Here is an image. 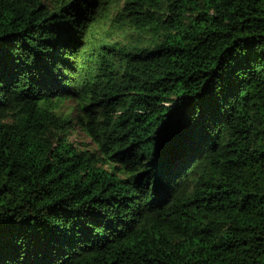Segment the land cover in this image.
I'll return each instance as SVG.
<instances>
[{"label": "trees", "instance_id": "16d2710c", "mask_svg": "<svg viewBox=\"0 0 264 264\" xmlns=\"http://www.w3.org/2000/svg\"><path fill=\"white\" fill-rule=\"evenodd\" d=\"M118 1L0 0V264H264V0Z\"/></svg>", "mask_w": 264, "mask_h": 264}, {"label": "rangeland", "instance_id": "374dc122", "mask_svg": "<svg viewBox=\"0 0 264 264\" xmlns=\"http://www.w3.org/2000/svg\"><path fill=\"white\" fill-rule=\"evenodd\" d=\"M105 3V13L100 20L98 26L99 31L102 32L106 29L107 17L113 15L122 4L118 0H103ZM66 107L72 105L70 101L66 102ZM70 140L76 145L83 147V145H91V139L80 129H76L71 135ZM92 147V146H91Z\"/></svg>", "mask_w": 264, "mask_h": 264}, {"label": "snow or ice", "instance_id": "6c2138e0", "mask_svg": "<svg viewBox=\"0 0 264 264\" xmlns=\"http://www.w3.org/2000/svg\"><path fill=\"white\" fill-rule=\"evenodd\" d=\"M3 69H2V65H0V73H2Z\"/></svg>", "mask_w": 264, "mask_h": 264}]
</instances>
